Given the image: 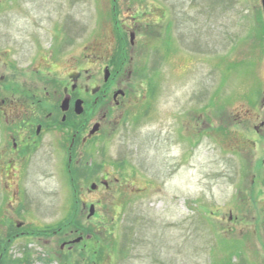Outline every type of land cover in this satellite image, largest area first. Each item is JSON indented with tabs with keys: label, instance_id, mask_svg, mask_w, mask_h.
I'll return each mask as SVG.
<instances>
[{
	"label": "rangeland",
	"instance_id": "1",
	"mask_svg": "<svg viewBox=\"0 0 264 264\" xmlns=\"http://www.w3.org/2000/svg\"><path fill=\"white\" fill-rule=\"evenodd\" d=\"M160 1L3 0L0 56L7 62L24 70L40 50L64 51L55 75L67 76L72 60L85 56L84 69L103 82L99 65L88 63L94 54H111L113 76L119 61L132 58L120 88L131 91L133 102L104 130L100 154L75 172L87 190L94 174L111 175L112 192L102 196L94 223L98 254L88 251L82 263L77 247L63 253L55 245L61 263L40 248L35 233L21 237L26 230L16 227L37 221L55 232L73 209L80 219L79 186L45 147L11 191L0 170V264H264L261 0H197L196 15H189L194 25L185 26L184 40L171 35L162 57ZM129 2L144 6L128 8ZM146 14L149 21L139 20ZM126 28L136 33L135 49ZM0 68L1 76L13 75ZM3 127L0 117V155Z\"/></svg>",
	"mask_w": 264,
	"mask_h": 264
},
{
	"label": "flooded vegetation",
	"instance_id": "2",
	"mask_svg": "<svg viewBox=\"0 0 264 264\" xmlns=\"http://www.w3.org/2000/svg\"><path fill=\"white\" fill-rule=\"evenodd\" d=\"M188 1L172 3L170 0H161L157 4L160 15L155 19L158 20L157 26L161 36V57L166 53V42L168 41L172 45L170 40L173 41V37L171 35L176 34L182 37L181 40H184L187 36L185 26L187 24L194 25L192 18L189 19V15H196L197 0ZM2 4L3 0H0V15ZM135 5L140 6L139 3H127L128 8ZM143 6L142 4L140 7L143 8ZM149 19L146 14L142 15L139 20L145 22ZM131 21L132 26L139 25V22L134 18H131ZM128 30L131 49H135L136 33L132 28ZM188 35L192 39V34ZM131 36L134 38L133 44H131ZM171 49L172 47L169 48V50ZM40 51H42L41 54H35L24 70L7 62L5 53L0 56V65L4 66L3 71L8 70L13 74L10 77L1 76L0 68V117L1 124L4 125L1 132V179L5 182L6 189L11 191L10 184H15L14 181L18 179L19 175L21 176V171L28 168L34 155L45 147H48L52 155L61 161L62 166L68 165L69 182H74L79 186L80 194H78L79 201L77 203H80L81 206V216L79 215L80 219L75 222L83 223L82 229L72 228L73 230L69 229L68 231L67 229L64 232L62 229L66 228L60 227L54 232L52 224L48 228L49 226H43L37 221L32 224L26 220L16 222V227L26 230L22 232L21 237H29L35 233V238L41 241L40 248L47 251L50 256L56 255L55 258L59 256V253L53 252L55 245H60V251L63 253L66 249L69 253H74V249L77 247L81 261L84 263V254L88 251L91 253L93 249L94 254H98L94 248L100 238L97 235L100 227L94 223L98 222L100 218L98 209L102 205V196L112 192L111 175L105 174L101 177L100 173H93L94 175L91 177L93 183L87 190L84 179H82L81 186L78 184L75 172L81 170L80 167L87 157L90 156L92 159L94 155L100 154L99 148L102 139L106 137L104 130L108 128L109 123L113 124L116 121L115 118L111 120L114 115H119L118 122H120L132 108L133 100L129 98L131 91L128 88L120 87L124 85L123 73L127 71L133 59L130 58L129 64L119 61L116 75L113 76L110 73L107 81L103 76V82H100L99 79L95 80L89 76V71L84 69L85 56H79L78 59L72 60L74 69L63 77L55 75L54 72L66 60L64 51L57 53L56 56L53 53L43 54L44 51ZM130 53L134 54L133 51ZM92 59L94 61L88 63H91L92 66L99 65L103 74L106 70L110 71L111 54L103 58L94 54ZM65 100H68L69 103L63 109ZM77 102L83 103L80 108L83 112L80 115L77 112L79 110L76 109ZM96 126L99 127V130L91 135ZM63 158L66 161H62ZM112 183L119 184L120 182L114 179ZM16 185L18 186V184ZM93 186L94 189H92ZM17 191H19V187L15 189V194L18 193ZM92 207L94 215L90 217ZM75 211H73L74 216H76ZM86 211H88L87 215H85ZM14 223L10 222V228ZM32 229H36L37 232L33 231L29 234V230ZM58 234L62 235L57 237ZM84 234L87 235L84 236ZM75 235L81 239L77 245L72 244ZM55 239L57 244L54 243ZM58 260L63 263V256Z\"/></svg>",
	"mask_w": 264,
	"mask_h": 264
},
{
	"label": "water",
	"instance_id": "3",
	"mask_svg": "<svg viewBox=\"0 0 264 264\" xmlns=\"http://www.w3.org/2000/svg\"><path fill=\"white\" fill-rule=\"evenodd\" d=\"M261 6H262V10H263V15H264V0H261ZM134 38L133 36H131V44H133ZM105 81H107L110 77V72L108 70L105 71ZM68 100H65V102L63 103V109L66 108L68 106ZM83 103L82 102H77L76 104V109L79 110L77 111L78 114L80 115L83 111L80 109L82 107ZM99 130V127L96 126L93 128L91 135L95 134L97 131ZM92 189H94V186L92 187ZM94 215V208L92 207L90 210V217H92ZM81 242V239H77L75 240L72 244H79Z\"/></svg>",
	"mask_w": 264,
	"mask_h": 264
},
{
	"label": "trees",
	"instance_id": "4",
	"mask_svg": "<svg viewBox=\"0 0 264 264\" xmlns=\"http://www.w3.org/2000/svg\"><path fill=\"white\" fill-rule=\"evenodd\" d=\"M73 211H74V209H73ZM69 217H71V220H69V218H68V220H66L65 223L63 225H61L62 228H66V229H68V231H69V229H72V228L73 229H78V228L82 229L81 222H75L77 216H74V212H72L69 215ZM80 231L82 232L83 230H80Z\"/></svg>",
	"mask_w": 264,
	"mask_h": 264
}]
</instances>
